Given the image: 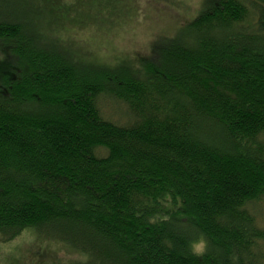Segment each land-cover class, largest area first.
Listing matches in <instances>:
<instances>
[{"label":"trees","instance_id":"trees-1","mask_svg":"<svg viewBox=\"0 0 264 264\" xmlns=\"http://www.w3.org/2000/svg\"><path fill=\"white\" fill-rule=\"evenodd\" d=\"M81 1L0 0V241L30 232L68 264H264V0H201L140 67L70 46L68 24L115 15Z\"/></svg>","mask_w":264,"mask_h":264},{"label":"rangeland","instance_id":"rangeland-1","mask_svg":"<svg viewBox=\"0 0 264 264\" xmlns=\"http://www.w3.org/2000/svg\"><path fill=\"white\" fill-rule=\"evenodd\" d=\"M99 1L103 6L110 5L113 20L97 24L88 19L82 24H68L70 46L78 47L87 61L108 65L126 61L133 67H140L156 37L173 35L176 26L194 17L201 8V0H82L74 9H92L91 4L99 7ZM102 110L108 118L123 119L121 104L109 101ZM249 209L264 228V201L249 205ZM202 248V242L195 245L196 250ZM79 257L66 246L43 242L30 232L8 243L0 241V264H68Z\"/></svg>","mask_w":264,"mask_h":264}]
</instances>
